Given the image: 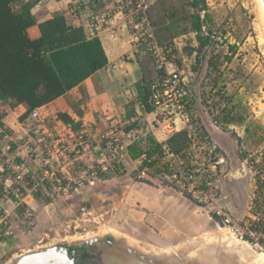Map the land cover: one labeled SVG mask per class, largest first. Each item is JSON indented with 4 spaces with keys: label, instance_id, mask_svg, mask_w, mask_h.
Wrapping results in <instances>:
<instances>
[{
    "label": "rangeland",
    "instance_id": "rangeland-1",
    "mask_svg": "<svg viewBox=\"0 0 264 264\" xmlns=\"http://www.w3.org/2000/svg\"><path fill=\"white\" fill-rule=\"evenodd\" d=\"M149 5L150 19L164 20L173 35L171 41L192 94L197 96L198 111L207 112L213 120L223 107L233 108V127L221 129L240 142L236 156L227 159V174L240 167L246 173L242 194L245 198L235 199L243 209L231 212L237 218L246 211V194L251 190V172L243 163L244 154L264 149V26L257 2L220 0L209 10L210 19L204 31L212 35L215 44L203 50L200 63L186 1L157 0ZM170 13L175 15L170 17ZM230 45L234 46L231 56ZM124 172L101 181L94 187L93 195L72 193L49 201L52 206L44 212L47 218L40 219L39 225L35 218L42 205L35 209L31 220L23 216L16 229L21 232H13L10 244L6 241L3 245L0 240V264H11L30 251L59 246H79L84 249L81 253L96 264H261L260 255L234 240L208 207L181 195L157 172L150 170L152 180H143L130 161ZM139 183L162 187L189 201L188 227L173 228L167 233L150 225V213L134 205V185ZM123 196L125 205L118 207ZM56 202L62 205L53 207ZM230 202L223 205L236 209L233 200ZM88 247L96 248L93 258H88Z\"/></svg>",
    "mask_w": 264,
    "mask_h": 264
},
{
    "label": "crops",
    "instance_id": "crops-1",
    "mask_svg": "<svg viewBox=\"0 0 264 264\" xmlns=\"http://www.w3.org/2000/svg\"><path fill=\"white\" fill-rule=\"evenodd\" d=\"M30 1L33 0H21L19 4L15 5V9L20 10L22 4ZM156 1L147 0L148 3L150 2L149 4ZM108 9L110 14L104 28L99 31L91 29L89 25L92 18L107 13ZM123 11L121 0H106L105 5L101 4L99 0H36L30 10L36 22L27 30L29 38L37 39L40 36L38 25L56 14H61L69 26L82 27L87 39L97 38L100 41L107 58V64L66 94L37 108L35 110L38 114L36 118L32 117V113L27 114L25 105L11 106L10 102L0 101V147L10 145L9 160L15 164L27 161L25 159L29 146H37L38 150L42 151L44 146L38 145V141L46 139V142H49L50 137H57L58 132L62 129L65 133L90 132L88 138L91 141L92 151L85 153L81 158L83 165L87 166L93 165L99 156L97 148L100 134L113 132L120 137L126 146L127 155L124 163L113 166L110 173L99 178V181L93 186L85 187L86 190L83 188L73 193L76 195L80 193L87 196L93 195L94 187L100 185L101 181L104 182L113 175L125 174L127 161L136 165V171L139 174L147 166L143 156L146 155L145 157L149 160L155 156H162L157 154H153L150 158L147 156L145 151L152 148L154 143L161 144L162 152L165 148L172 154H179L187 147L182 123L177 120L175 132L164 136L159 127L161 117L147 104L149 97L144 103L139 98L137 84L143 78L152 81L158 80V71L144 47L134 44L133 21L135 19L125 16ZM170 62L169 70L176 67L182 75L185 74L183 66L177 59L176 49L174 58ZM193 99L197 106V96H194ZM196 106L195 112L199 122L210 135L219 153L226 159L235 157L234 154H236L240 142L235 140L230 133L221 129V126L231 128L233 124L225 126L218 121L216 123L207 112H199ZM59 115L66 117L69 121L60 120ZM59 128L61 129L58 130ZM178 132L184 133L183 139H181L182 142L177 139L172 143L175 146V150H173L167 141ZM133 146L136 147L137 152L139 151L137 154L140 153L136 158H131L129 153V148ZM237 153L241 154L242 151L238 150ZM38 164L39 161H35L32 169L36 170ZM235 171L237 170L230 171L228 175ZM3 177L10 178L8 174H4ZM227 177L223 184L224 187H222V193L236 181H227ZM143 180L150 181L152 178L148 174ZM134 188V205L139 206L140 211L150 213V225L156 229L160 227L167 233L173 228L188 227L189 201L162 187L156 188L146 183L135 184ZM1 192L0 186V194ZM42 196L44 197L43 194L36 195L33 201L35 209L42 205L35 218L38 225L40 219L47 218L44 212L50 205L52 206V203ZM125 197L123 196V202L120 200L117 204L118 207L125 205ZM235 199L232 204L236 205V209L229 206V209L234 210V214L235 210L241 212L243 209V206L236 204ZM61 205L60 202H56L53 207L58 208ZM0 210V214L4 211L9 213L10 217L7 219L9 229L14 234L21 232L16 229L20 227L18 223L22 218L23 210L19 209L14 212L9 205L3 202H0ZM9 240V238L2 239L3 243H0L6 245V241Z\"/></svg>",
    "mask_w": 264,
    "mask_h": 264
},
{
    "label": "built area",
    "instance_id": "built-area-1",
    "mask_svg": "<svg viewBox=\"0 0 264 264\" xmlns=\"http://www.w3.org/2000/svg\"><path fill=\"white\" fill-rule=\"evenodd\" d=\"M99 2L106 4V0ZM149 6L147 0H121L124 15L135 19L134 44L144 47L155 69L161 72L150 88L147 104L161 117L159 127L164 136L175 132L177 120L182 123L187 147L179 154L163 148L161 157L150 160L143 156L147 166L139 172V177L144 179L150 170L157 171L181 195L208 207L234 240L264 256V149L244 154L243 163L251 172V190L247 195L246 211L236 218L223 205L222 184L228 175L227 159L201 128L189 81L176 67L168 69L175 46L158 42L148 16ZM109 14L108 9L107 13L93 17L90 28L102 30ZM31 115L38 116L35 110ZM89 135L87 131L65 133L62 129L57 137H50L49 142L46 139L38 141V145L44 146L42 151L37 146H29L27 161L18 164L9 160L10 145L0 147V202L9 205L14 212L23 210L22 217L29 221L35 211L36 195L43 194L51 201L78 192L93 186L99 178L110 173L113 166L124 163L126 146L116 133L106 132L99 135V156L94 164L83 165L82 156L92 151ZM35 161H39L36 170L32 169ZM4 174L10 178H4ZM9 217L6 211L0 214V240L13 236L7 226Z\"/></svg>",
    "mask_w": 264,
    "mask_h": 264
},
{
    "label": "trees",
    "instance_id": "trees-1",
    "mask_svg": "<svg viewBox=\"0 0 264 264\" xmlns=\"http://www.w3.org/2000/svg\"><path fill=\"white\" fill-rule=\"evenodd\" d=\"M20 1L0 0V101L10 102L11 106L25 105L28 114L66 94L105 67L107 58L97 38L87 39L82 27L69 26L61 14L38 25L40 36L37 39L29 38L27 30L36 22L30 10L36 0L22 4L17 11L15 5ZM185 1L190 9V29L197 41L196 57L200 63L203 50L215 44L212 35L204 30L210 19L209 10L220 0ZM174 15L170 13L169 16ZM150 21L158 42L172 43L173 35L164 20ZM229 48L231 56L234 46L230 45ZM230 56H226L227 61ZM160 76L161 72L158 71V79ZM154 80L143 78L137 84L143 103L150 96V88L157 81ZM58 118L69 121L62 115ZM213 120L216 123L220 120L225 126L231 124L233 108L223 107ZM201 128L207 133L202 125ZM183 135V132H178L167 141L171 149L175 150L172 143L183 139ZM138 152L135 146L129 148L131 158H136L140 154ZM145 152L149 158L153 154L161 156V144L154 143Z\"/></svg>",
    "mask_w": 264,
    "mask_h": 264
},
{
    "label": "water",
    "instance_id": "water-1",
    "mask_svg": "<svg viewBox=\"0 0 264 264\" xmlns=\"http://www.w3.org/2000/svg\"><path fill=\"white\" fill-rule=\"evenodd\" d=\"M264 10V0H260ZM245 176V169L240 168L235 172H232L227 177V181H234L241 179ZM242 205V203H241ZM231 212L233 209H229ZM81 250V251H80ZM83 249L79 246L71 247H52L45 248L39 251H30L21 255L14 260L11 264H86L88 260H85V256L81 252ZM80 251V252H79ZM94 256V254L92 255ZM90 258V257H88ZM91 260V259H90ZM149 262L148 264H151ZM96 264V263H95Z\"/></svg>",
    "mask_w": 264,
    "mask_h": 264
},
{
    "label": "flooded vegetation",
    "instance_id": "flooded-vegetation-1",
    "mask_svg": "<svg viewBox=\"0 0 264 264\" xmlns=\"http://www.w3.org/2000/svg\"><path fill=\"white\" fill-rule=\"evenodd\" d=\"M243 185H244L243 179L242 180L238 179V180L234 181L231 185H229L228 189L223 191V197H224L223 203L229 204V203H231L230 201H232L234 198H236V199L241 198L242 194H243ZM82 251H84V249ZM83 257H84V255H83ZM90 258H93V257H90ZM85 260L87 261L88 259L85 257ZM86 264H95V262H94V260L91 259V260H88V262H86ZM126 264H128V263L126 262Z\"/></svg>",
    "mask_w": 264,
    "mask_h": 264
},
{
    "label": "bare ground",
    "instance_id": "bare-ground-1",
    "mask_svg": "<svg viewBox=\"0 0 264 264\" xmlns=\"http://www.w3.org/2000/svg\"><path fill=\"white\" fill-rule=\"evenodd\" d=\"M256 2H257V5H258V9H259V13H260L261 21H262L263 26H264V10H263V7H262V4H261V1H260V0H256ZM95 249H96V248H93V247L85 248V250L91 252V253H88V254L90 255V257H93V256H91V255H93V254L95 255ZM258 258H260V259H258V261L261 262V264H264V257L259 256ZM255 259H257V258H255ZM130 264H131V263H130Z\"/></svg>",
    "mask_w": 264,
    "mask_h": 264
}]
</instances>
